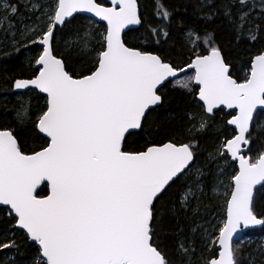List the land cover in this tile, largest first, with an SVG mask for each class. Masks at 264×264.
Returning a JSON list of instances; mask_svg holds the SVG:
<instances>
[{
  "label": "snow or ice",
  "instance_id": "1",
  "mask_svg": "<svg viewBox=\"0 0 264 264\" xmlns=\"http://www.w3.org/2000/svg\"><path fill=\"white\" fill-rule=\"evenodd\" d=\"M196 7L205 25L222 17L235 47L261 45L242 79L216 30L187 26L180 5L156 0L147 19L138 0H0V55L29 53L26 75L0 79L19 102L15 124L36 145L0 124V264H243L240 234L264 230L255 195L264 192V147L245 154L264 139V0ZM76 13L95 20L66 32ZM130 26L142 40H126ZM173 28L184 38L178 60L165 50L175 47ZM170 93L188 102L180 125L159 120ZM33 98L44 101L35 111ZM218 114L201 163L200 138Z\"/></svg>",
  "mask_w": 264,
  "mask_h": 264
},
{
  "label": "trees",
  "instance_id": "2",
  "mask_svg": "<svg viewBox=\"0 0 264 264\" xmlns=\"http://www.w3.org/2000/svg\"><path fill=\"white\" fill-rule=\"evenodd\" d=\"M31 2H34L35 4H41L43 3V0H31ZM98 2L103 3L101 1ZM162 2L165 5H168L170 8H173L176 5H180V10L177 13V18L183 19L184 23L187 26L195 27L201 31L205 27H207L209 30L215 29L217 41L220 42L221 46L225 48V54L231 60L234 66V76L240 79L244 77L247 72V61L249 59V53L255 52L261 46L259 43H257L255 47H251L249 44L246 43L241 44L239 47H235L232 34L228 26L225 23H222V17H216L212 21L208 22L207 25H205V22L200 18V13L196 7L199 0H162ZM214 2H216V0H212L210 3ZM155 3L156 0H138L140 14L146 17L147 19H153ZM257 3H259V0H257ZM21 14L23 23H33V20L29 19V17L32 16V13H28L24 9H21ZM33 17L34 16H32V18ZM75 17L76 18L73 19L72 24L69 26V29H67L66 32L75 30L78 27L83 28L87 26L86 18L82 16ZM13 23L16 24L18 28L20 27L21 23L19 19L14 20ZM142 39L143 29L138 28L136 30H131L127 32L126 40L130 42L137 43L139 42V40ZM171 40L174 41L175 47L168 48L166 46L165 50L166 52L170 51L172 53L173 59L178 60L179 57L183 54L182 44L184 41L180 29L173 28ZM61 44H63V42L58 40V45L61 46ZM26 51L27 50L22 49L21 54L18 57L13 55L12 57L5 58L0 55V77H3L4 75L23 76L27 74L28 70L25 63L27 59ZM69 61L78 68L82 67L84 63V59L77 54H72L69 57ZM5 88L6 86L4 85L2 79H0V124H8L10 126H13L21 138V145L24 146L25 142H27V149H31L36 146L33 143L34 137L32 136L31 132L23 131L19 125L15 124V110L18 107L19 102L16 100V97L10 91H6ZM169 97V102L166 104L165 108L160 111L159 120L165 121L166 125L167 123H171L173 125H180L183 122L179 120V117L182 116L187 110L188 102L184 98H182L178 93H170ZM43 103V100H37L33 98V110H36L37 104L42 105ZM222 117L223 114H218L216 117L217 123L212 125L208 129V131L203 134L200 138L201 148L199 160L201 163L204 162L207 156L206 150H210L214 145L219 121L222 119ZM259 117L257 118V120H259ZM142 143L143 140L138 138L136 146H139ZM252 147L255 148L257 152H259L262 147H264V139L257 138L254 141ZM247 153L250 154L252 157H255V155H252L251 152ZM208 178L210 179V175ZM209 194L212 195L211 192ZM255 195L257 197V211H260L261 206L264 205V192H256ZM218 205H222V201L220 198L214 201V214L222 213L223 211L222 207H217ZM164 227L165 230L168 232H174L176 230L174 221L171 223L166 222ZM253 232L256 234H264V230L262 229ZM254 233H248L245 236H251L254 235ZM167 243L169 245L174 246V237L169 235L167 237ZM244 248L245 247H243V249ZM249 252V249L243 250L242 261L244 260L245 255H247V253ZM5 256L6 254L0 255V259H4ZM18 259L22 258L18 257ZM253 261L254 264H264V254L260 256H253Z\"/></svg>",
  "mask_w": 264,
  "mask_h": 264
},
{
  "label": "rangeland",
  "instance_id": "3",
  "mask_svg": "<svg viewBox=\"0 0 264 264\" xmlns=\"http://www.w3.org/2000/svg\"><path fill=\"white\" fill-rule=\"evenodd\" d=\"M212 0H208V2L210 3ZM25 2H27V0H25ZM44 2V0H43ZM31 3H34V2H31ZM87 19V18H86ZM30 20H34V17ZM89 21L90 19H87V26L89 25ZM93 21V20H91ZM24 24H27V23H24ZM22 25L20 24V27ZM63 46V44H61V47ZM26 55L28 56L29 53L26 51ZM258 122H264V114H262L260 117H259V120ZM253 148V147H252ZM251 154L252 155H255L257 154V151L255 148L252 149L251 151ZM247 156H251L250 154H246ZM216 195L221 199V201L223 202V199H224V189L221 187L218 189ZM222 211V210H221ZM248 233H254V232H248ZM248 233L244 234L242 236L241 239H243L245 241V244L243 247H245L244 249L248 250L249 249V253H247V255H245V258L243 260V264H254V261H253V256H260L262 254H264V252L261 251V245H264V234H256L254 233V235H251V236H245L247 235ZM239 242V240L237 241V243Z\"/></svg>",
  "mask_w": 264,
  "mask_h": 264
},
{
  "label": "water",
  "instance_id": "4",
  "mask_svg": "<svg viewBox=\"0 0 264 264\" xmlns=\"http://www.w3.org/2000/svg\"><path fill=\"white\" fill-rule=\"evenodd\" d=\"M98 1H101V2H103V4H105V6H109L110 5V0H98ZM74 16H82V17H85V18H87V19H90V20H95V18L94 17H91V15L90 14H88V13H76V14H74ZM71 19V18H70ZM130 29H132V30H136V29H138V27L137 26H130ZM129 30H126V32H128ZM247 153V152H246ZM245 153V154H246ZM258 230H261L260 228H256V229H249V230H246L244 233H241L240 234V237H239V239H241L242 238V236L244 235V234H246V233H248V232H253V231H258ZM238 241V240H237Z\"/></svg>",
  "mask_w": 264,
  "mask_h": 264
}]
</instances>
